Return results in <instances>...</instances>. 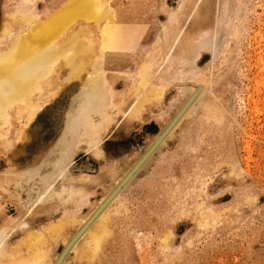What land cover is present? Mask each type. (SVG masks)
<instances>
[{"label":"bare ground","instance_id":"6f19581e","mask_svg":"<svg viewBox=\"0 0 264 264\" xmlns=\"http://www.w3.org/2000/svg\"><path fill=\"white\" fill-rule=\"evenodd\" d=\"M142 1H10L12 9L6 15L4 14L5 19L0 26V153L4 154L13 148L17 138L25 132L27 124L42 110L44 105L48 104L45 103L46 101H50L56 94L60 93L59 91L66 81L71 79H73L71 82L77 81L78 89L71 102V107L68 108V117H66L63 133L56 141V145L52 147L51 151L49 150L50 154L47 153L48 155L34 165L30 163L31 166L22 167L23 170L18 168L7 170L6 167L0 170V264H66L67 260H70L71 253L74 254L73 258L85 257L88 260L93 258L105 240L114 233L113 228L116 224H113L114 218L112 217L114 203L121 199L122 193L131 181L137 177L136 174L145 167L148 161L150 162L156 152L158 153L174 128L184 120L189 121L190 117L188 115L194 111L197 103H200L202 97L207 98L206 89L203 85H196L195 80L196 78L197 80L204 78L201 74L204 69L198 65V59L203 52L208 54L210 52L213 56L216 50L215 38L213 34L206 35L202 30L196 33H186V27H184V23L190 21L187 18L190 15L193 16L195 8L202 0H177L176 5L173 7L168 6L164 0H148L150 11L161 14L163 20L157 21L161 25H154L156 28L153 39L156 40L155 47L157 49L154 50V47H151L154 51L149 50L148 53H145L146 55L142 56L141 53L138 56L134 53L140 51V48L149 47L148 43L141 40L142 38L145 39V26L140 22L143 15L136 13L137 8H139L137 4L142 5ZM125 2L129 7L133 4L131 7L134 6L135 12H133V18H131L133 22L130 20V24H128L131 28L122 43L115 35L111 36L109 30L112 27L110 26L112 18L118 11H121L119 7ZM78 17L81 18V21L80 23L77 21L79 24H75ZM175 32L177 33L175 34ZM168 43H170L169 49L163 51V46L166 47ZM124 52L133 54L134 60L131 64L124 63L125 65H123L124 57L122 55ZM156 58H160L158 59L160 62L157 60L155 63L158 65L153 68L151 63ZM110 65H113L119 72L121 71L122 85H124L122 88L117 87V76L115 72L110 70ZM65 71H67L66 74ZM171 87L177 90L179 96L176 98L178 100L176 101L178 102L176 109L171 113L170 118L160 127L159 131L154 133L152 140L146 146L144 145L143 151L116 178V181L110 185L105 194L91 208L89 207L88 212H83L84 214L80 215L82 208L88 204L90 191H92L89 189L87 191L86 188L91 186L94 188L95 185L97 187L102 174L95 176L83 173L84 171L77 175L71 173L69 168L74 163L73 156L75 153L78 150L85 151V154L92 150H98L100 153H96L99 155L95 157H102L101 142L104 140L105 132L115 122V118L117 116L123 118L133 114L138 115L143 107L159 103L167 88ZM126 98L131 100L123 109V104L127 101ZM197 107L199 108V106ZM204 107L206 108L203 112ZM218 112L219 109L215 106V103L202 104L197 119L200 116L202 117V113H204V117L201 119V121L204 120L203 129L199 125L200 131L197 130V132L192 133L193 136L195 135L194 137L197 136L198 138L203 136L205 139L208 138L205 135L206 133L211 136L218 135L217 130L222 120L221 113ZM196 123L198 122L196 121ZM126 124L128 125V123ZM168 127L170 128L168 129ZM164 132L165 134L162 136ZM161 136L163 138L158 142L156 148L144 158L148 150ZM214 152H217V150ZM223 161L222 163H225ZM139 162L140 164H138ZM207 166L206 169H208ZM202 167L197 168L198 171L194 169L196 172L191 173V179L184 184V188L176 185L171 189H163V192H160L161 190L155 192L157 195L158 192L161 193L163 200L162 205L160 203L159 205L164 208L166 213H169L167 215L173 213L177 218L184 217L183 213L191 205L189 198H192V194L198 196L205 191V178L209 175L206 176L202 173L204 169ZM104 181L106 182V180ZM134 193H132V196ZM141 201L143 200L141 199ZM202 202L194 203L191 207L195 210L199 209L205 205ZM9 205L13 206L12 209H14L15 215L7 213L6 208ZM40 214L47 217L38 225H33L36 220L35 217ZM204 214L202 215L204 216ZM162 215L165 216V214ZM206 215L211 217L213 212L207 211ZM158 220L157 218V223ZM171 220L174 222L173 218ZM200 220L202 221V219ZM170 221L168 220V223ZM70 226H72V229L65 233V230ZM168 231H166L165 234L167 235L163 238H161L162 235L161 237L158 235L161 238L163 250H166ZM57 241L60 242L61 248L54 252L53 248Z\"/></svg>","mask_w":264,"mask_h":264},{"label":"rangeland","instance_id":"374dc122","mask_svg":"<svg viewBox=\"0 0 264 264\" xmlns=\"http://www.w3.org/2000/svg\"><path fill=\"white\" fill-rule=\"evenodd\" d=\"M10 1L0 0V26L5 19L4 16L12 9ZM144 1H147V4L145 5L143 1L142 5L137 4L139 8H137L136 13L143 15L140 22L145 26V39L142 38L141 40L148 43L149 47L146 48L145 46L134 53L138 56L141 53L144 56L149 50L157 49L153 35L156 26L161 25L157 21L163 20L161 14L150 11L149 1ZM164 1L170 7L177 3V0ZM132 5L129 7L126 2L122 4V7H119L121 11H118L117 16L114 15L110 22V26L113 28L111 27L110 32L106 29L109 34H112L111 36L115 35L117 39H120V42L125 41L128 30L131 28L128 24H130L133 12H135L134 6L131 7ZM187 19L190 21L184 23L186 33H196L202 30L204 34L210 35L211 33L215 38L216 50L213 56L210 52L209 54L203 52L198 59V65L204 69L202 70L204 72L201 73L204 78L198 80L196 78L195 80L196 85H203L206 89L208 99L201 98L200 103H202H197L191 113L194 117L191 114L188 115L190 123L188 120H184L174 128L158 153L156 152L150 162L148 161L149 164L147 163L136 174L137 177L122 193L121 199L114 203L112 217L114 218L113 224H116L113 228L114 233L109 236V240H105L90 260L85 257L73 258L74 254L71 253L73 255L70 254V260H67L69 263L66 262V264H264V0H202L195 8L193 16L190 15ZM77 21L80 23L81 18L78 17L75 24H79ZM131 22L133 21L131 20ZM151 47H154V50ZM169 47L170 43L166 47L163 46L162 50L167 51ZM122 56L124 57L123 65L131 64L134 60L132 53L124 52ZM158 59L160 58L152 61L153 68L158 65L155 63ZM110 70L116 73L117 87L122 88L124 85H122L121 71L119 72L113 65H110ZM64 73L66 74L67 71ZM71 81L73 79L66 81L61 87L60 93L56 94L50 101L45 102L48 104L44 105L42 110L27 124L25 132L17 138L13 148L4 154L0 153V170L4 169L3 167H6L7 170H14V168L23 170V168L29 167L30 163L34 165L42 160L56 145V141L64 130L68 108L71 107V102L78 89V82ZM177 93V90L172 87L167 88L159 103L143 107V111L141 110L138 115L133 114L123 118L117 116L115 122L103 136L104 140L101 142L102 157H95L99 155L96 153H100L98 150H92L86 154L85 151L78 150L75 153L73 156L74 163L69 168L71 173L77 175L84 171L83 173L95 176L102 174L97 187L95 185L94 188L93 186L86 188L87 191H92H90L91 195L88 198L89 202L82 208L80 215L88 212L87 210L105 194L110 185L116 181V178L129 167L152 140L154 133L159 131L160 127L170 118L171 113L176 109V104H178L176 102L178 101L176 98L179 96ZM126 100L123 109L126 108L131 99L126 98ZM204 103L205 105L215 103L222 117L217 130L218 135L211 136L206 133L208 138L205 139L203 136L198 138L192 134L199 130V125L203 129L204 120L201 121V119L204 117V113L198 119L197 115ZM205 108H203V112ZM225 121L226 123H224ZM222 128L223 130H221ZM183 138L186 140L184 141ZM200 146L201 148H199ZM215 150L217 152H214ZM219 154L221 155L219 156ZM197 156L199 157L197 158ZM200 165L204 168L202 173L206 176L209 175L206 177L207 179L205 178L206 181L204 180L205 191L198 196L192 194L193 196L191 195L192 198L189 200H191V205L201 201L205 205L196 210L189 205L187 210L184 208V217L177 218L173 213L167 215L169 213H166L164 208L160 206L163 200L160 192L176 185L184 188V184L191 179V173L195 171L194 169L198 171L197 168H200ZM159 167L161 168L159 169ZM188 174L189 176H187ZM161 177L165 180L163 181ZM135 183L137 184L135 185ZM157 191H160L158 195L156 194ZM133 192L135 193L132 196ZM145 195L148 196L145 197ZM203 195L207 199H204ZM150 198L151 200H149ZM12 208L13 206L9 205L6 211L10 215H15ZM157 211L159 215L161 214L160 216ZM207 211L213 212L214 218L213 216L209 217L212 214L205 216ZM204 212L206 213L204 214ZM162 214L170 218H166ZM46 217L42 214L37 215L33 225H38ZM156 217L159 219L158 223ZM172 218L174 222L171 220ZM168 220H171V223H168ZM71 227L65 230V233L72 229ZM166 231L169 233L166 239V250H163L160 240L167 235L165 234ZM158 235L160 237L162 235V237L159 238ZM60 248L61 244L57 241L53 251L57 252Z\"/></svg>","mask_w":264,"mask_h":264},{"label":"water","instance_id":"95a60500","mask_svg":"<svg viewBox=\"0 0 264 264\" xmlns=\"http://www.w3.org/2000/svg\"><path fill=\"white\" fill-rule=\"evenodd\" d=\"M170 126H171V125H170ZM169 128H170V127H168V129H169ZM168 129H166V131H168ZM164 134H165V132L162 134V136H163ZM162 136L160 137L161 139L159 138V140L156 141V143H155V144H154V145L148 150V152L145 154L144 158H146V156H148V154H150V153L156 148V146L158 145V142H160V141L162 140V138H163ZM144 158H142V160H144ZM142 160H141V161H142ZM141 161H140V162H141ZM140 162H139L138 164H140ZM133 172H134V171H133ZM130 175H131V174H130ZM130 175H129V176H130Z\"/></svg>","mask_w":264,"mask_h":264}]
</instances>
